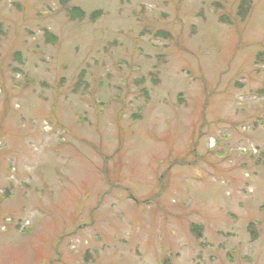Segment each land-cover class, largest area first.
I'll use <instances>...</instances> for the list:
<instances>
[{
    "label": "rangeland",
    "instance_id": "rangeland-1",
    "mask_svg": "<svg viewBox=\"0 0 264 264\" xmlns=\"http://www.w3.org/2000/svg\"><path fill=\"white\" fill-rule=\"evenodd\" d=\"M245 1L0 0V264H264Z\"/></svg>",
    "mask_w": 264,
    "mask_h": 264
},
{
    "label": "trees",
    "instance_id": "trees-1",
    "mask_svg": "<svg viewBox=\"0 0 264 264\" xmlns=\"http://www.w3.org/2000/svg\"><path fill=\"white\" fill-rule=\"evenodd\" d=\"M243 1H245V0H243ZM63 2H64V1H63ZM247 4H248V3H247L246 1L244 2V6H242L241 3H240V5H239V16H240V18L243 17L244 13L247 11V10H245V7L249 9V6H247ZM80 11H81V10L78 9V8H76V7H73V8H71L70 10H67V14H68L69 19H70L71 21H73V20H77V19H79V20L82 21L83 18L85 17V14H84V13H81ZM93 14H99V15H101V13L98 12V11L94 12ZM90 16H91V15H90ZM90 16H89V17H90ZM222 19H223V17H222ZM90 21H95V20H90ZM160 32H161V31H157V32H155V33H154V36H155V37H158L159 34H160ZM46 34H47V33H46ZM162 34H164V36L167 35L166 32H162ZM166 37H168V36H166ZM250 227H251V226H250ZM196 229H197V227H194V228L192 229V231H193V230H196Z\"/></svg>",
    "mask_w": 264,
    "mask_h": 264
}]
</instances>
